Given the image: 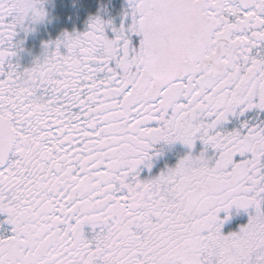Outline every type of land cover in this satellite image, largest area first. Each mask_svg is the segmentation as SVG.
Listing matches in <instances>:
<instances>
[{"label": "snow or ice", "instance_id": "snow-or-ice-1", "mask_svg": "<svg viewBox=\"0 0 264 264\" xmlns=\"http://www.w3.org/2000/svg\"><path fill=\"white\" fill-rule=\"evenodd\" d=\"M22 7L0 0V264H264V0H128L27 67L46 10Z\"/></svg>", "mask_w": 264, "mask_h": 264}, {"label": "flooded vegetation", "instance_id": "flooded-vegetation-1", "mask_svg": "<svg viewBox=\"0 0 264 264\" xmlns=\"http://www.w3.org/2000/svg\"><path fill=\"white\" fill-rule=\"evenodd\" d=\"M97 5H92V1L76 0H43V7L46 10V16L43 20L32 22L29 27L32 29L25 32L23 29H18L16 40L20 41V47L17 54L12 57V62L17 63L21 67L30 66L35 59H43L45 55L44 43L53 41L62 35L63 31H83L86 27V21L91 14L99 15L102 19H112L115 25L121 22L122 14L128 9V0H97ZM126 22H127V18ZM108 34L111 35L110 30ZM63 51V48L61 49ZM249 119L264 120V111L250 110L246 113ZM244 117H241L243 119ZM236 120L227 124L231 128L237 126ZM156 149L159 154L152 157L151 168H146L143 165L139 168L140 178H147L157 175L166 167L174 166L179 157L183 156L188 148L180 142L171 144H157ZM202 145L199 141L196 142L194 154L198 153ZM208 154H211L209 149ZM223 215V213H221ZM4 218V214H0V220ZM248 212L244 210H231L230 218L222 225V231L238 230L239 226L246 223ZM10 228L8 224L0 225V233L7 234L6 230ZM86 233L89 231L88 226H85Z\"/></svg>", "mask_w": 264, "mask_h": 264}, {"label": "clouds", "instance_id": "clouds-1", "mask_svg": "<svg viewBox=\"0 0 264 264\" xmlns=\"http://www.w3.org/2000/svg\"><path fill=\"white\" fill-rule=\"evenodd\" d=\"M21 4H22V8H21V12H23L25 10V7L28 6L29 4V0H20ZM39 9H33V14L36 15L39 13Z\"/></svg>", "mask_w": 264, "mask_h": 264}, {"label": "trees", "instance_id": "trees-1", "mask_svg": "<svg viewBox=\"0 0 264 264\" xmlns=\"http://www.w3.org/2000/svg\"><path fill=\"white\" fill-rule=\"evenodd\" d=\"M79 1H84V2H86V0H76L77 4H79ZM87 1H88V0H87ZM89 1H92V2H93L92 5H97L96 2H95V1H97V0H89Z\"/></svg>", "mask_w": 264, "mask_h": 264}]
</instances>
